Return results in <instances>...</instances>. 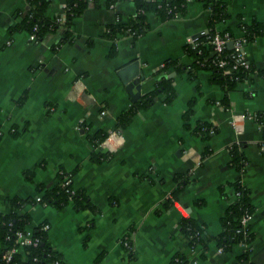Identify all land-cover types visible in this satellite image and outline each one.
I'll use <instances>...</instances> for the list:
<instances>
[{"label": "crops", "instance_id": "crops-1", "mask_svg": "<svg viewBox=\"0 0 264 264\" xmlns=\"http://www.w3.org/2000/svg\"><path fill=\"white\" fill-rule=\"evenodd\" d=\"M48 1L46 16H62L64 0ZM25 8V0H0V211L8 210L9 198L39 194L35 184L53 187L59 168H77L72 186L84 189L97 211H76L69 203L22 210L31 215L27 231L49 224L47 240L65 264H172L176 255L186 264H234L245 246L219 251L214 237L234 199L232 183L241 180L254 206L248 221L254 233L249 262L264 264V78L250 75L237 83L228 93L227 109L218 104L223 90L210 81L209 71L200 69L194 80L189 78L193 58L184 46L206 32L209 11L203 3L187 0L185 14L169 21L148 14L150 30L134 41L126 33L118 35L113 55L104 32L135 14L131 0L89 4L73 20L69 40L57 47L62 27L38 42L25 31L9 33ZM227 12L218 29L236 38L241 23H264V0H227ZM244 49L249 62L264 64V37ZM167 59L186 66L182 72L166 70L176 93L173 101L166 104L159 94L125 128L113 129L116 116L133 104L127 83L142 73L141 97L160 81ZM191 100L193 113L185 120ZM198 121L216 130L208 138L196 135L192 127ZM98 131L107 137L95 146L89 136ZM235 142L246 143L242 174L229 166L228 146ZM205 148L212 152L199 164ZM99 152L107 159L93 161L92 154ZM26 170L34 173L33 182L24 178ZM189 172L192 180L163 209L175 188L174 175ZM184 217L204 225L206 248L192 247L181 233ZM125 237L133 243L131 260L122 244Z\"/></svg>", "mask_w": 264, "mask_h": 264}, {"label": "trees", "instance_id": "trees-1", "mask_svg": "<svg viewBox=\"0 0 264 264\" xmlns=\"http://www.w3.org/2000/svg\"><path fill=\"white\" fill-rule=\"evenodd\" d=\"M119 0H107V5L112 6ZM135 6V14L129 18L127 22H118L110 24L106 27L104 36L112 42L110 55L115 53L117 36L120 34H128L132 40L138 39L150 30V25L147 21L148 14H153L160 21H169L185 14L187 0H131ZM203 3L204 8L209 11V19L207 29L203 36L199 37L193 43L184 46L186 54L192 56L193 61L190 65L191 71L188 72L190 79L196 78V72L200 69L210 72V81L217 84L223 90V97L218 104L227 109L229 106V91L233 90L237 83L244 81L255 75L264 78V64L261 67H256L252 62H249V68L241 69L239 72L224 73L217 66L218 58H227L230 61V55L234 52L232 47L227 43L220 57L212 55L213 45L210 40L214 34H228L233 37L228 30L220 31L218 24L229 17L227 12V0H198ZM25 11H19L20 20L8 28L9 33L25 31L28 34H33L36 42L41 41L46 33L52 32L59 27L63 28V38L56 44V47L71 37V25L73 20L80 16L83 10L89 4H96L97 0H64L65 8L62 16L49 18L45 12L49 4L48 0H25ZM240 30L245 38V44L253 42L258 37H264V23L252 20L249 23H241ZM172 67L177 72H182L186 66L177 59H167L159 70L161 75L160 81L155 84V87L143 94L139 99L123 110L116 116L113 129L125 128L134 117L135 113L140 109H146L154 103L155 97L159 94L164 96V103L168 104L175 98V90L172 85V78L166 77V70ZM193 100L189 102V107L183 114V119L187 120L193 113L191 105ZM259 117L262 114H258ZM257 115V119H259ZM188 129L189 126L185 125ZM216 129L206 121H198L192 132L196 135H201L203 138L209 137L210 131ZM16 135L15 132H12ZM107 137V132L98 131L89 136V140L95 146L103 142ZM264 142V133L263 141ZM245 142H235L228 146L229 166L242 174L245 169L246 157L244 154ZM212 151L205 148L201 153L199 164L210 155ZM106 153L92 154L91 159L95 162H100L107 159ZM77 169V168H76ZM75 169V170H76ZM66 172L59 168L57 171V183L51 188H45L42 184H35L37 194L35 197L21 198L18 196L7 200L8 210L0 211V241L2 250L0 251V264H65L63 257L55 251L47 240L48 230L43 228L47 222H42L32 228V231H27L26 228L31 222V215L28 212L22 211L26 205H53L61 208L68 203L72 205L74 210H90L97 211L95 206L90 201L84 189H74L72 186V175L75 172ZM23 176L26 180L33 182L34 173L32 171H23ZM191 172L175 174L173 181L175 188L171 191L168 197L161 204L163 209H169L174 200L183 187L189 183ZM67 182V183H66ZM235 192L224 214L220 217L219 222L221 231L214 237L216 245L221 251H230L233 245L242 244L245 246L244 252L239 255L234 264H251L249 256L251 252L250 244L254 239V233L251 231L249 224H243L242 219L247 215H252L254 206L251 203L250 190L244 185L241 180L232 183ZM222 188H220L221 190ZM39 196V200L36 197ZM221 196L227 197L222 193ZM156 213H159L157 210ZM180 231L188 239L192 247L202 246L206 248L205 227L199 224L192 218H181ZM17 232H29L32 243L22 246L17 242ZM123 247L127 250L128 258H134L133 243L129 238L122 239ZM16 250L11 254L9 260L4 258V254L8 250ZM184 260L182 256L176 255L171 263L179 264L176 260ZM186 260L183 261L186 264Z\"/></svg>", "mask_w": 264, "mask_h": 264}, {"label": "built area", "instance_id": "built-area-1", "mask_svg": "<svg viewBox=\"0 0 264 264\" xmlns=\"http://www.w3.org/2000/svg\"><path fill=\"white\" fill-rule=\"evenodd\" d=\"M28 38L31 42H36V39L33 34H29ZM230 41L232 42V48L234 50L232 55H230L229 57L230 61H228L227 58L224 59L218 58V60H216L217 66L220 67L224 73H230V72L237 73L241 69L249 68V61L246 58L245 49H244L245 38L243 37L242 32L241 35L236 38L229 37L227 33L224 35H221L219 33L214 34V36L210 40V43L213 45L211 54L220 57L225 47V44ZM39 198H40L39 196L36 197L37 200H39ZM250 217L251 215L245 216L242 219V223L247 224ZM43 228L48 230L49 224L48 223L44 224ZM16 235H17V242L19 243L20 246L24 244L32 243L29 232L27 233L17 232ZM15 251L16 250L14 249L6 251L4 254V258L9 260L11 254L14 253ZM219 251H221V249H219ZM176 260L179 262V264H184L183 260H178V259ZM54 264H57V262H55Z\"/></svg>", "mask_w": 264, "mask_h": 264}, {"label": "water", "instance_id": "water-1", "mask_svg": "<svg viewBox=\"0 0 264 264\" xmlns=\"http://www.w3.org/2000/svg\"><path fill=\"white\" fill-rule=\"evenodd\" d=\"M227 45L229 47H232V42H227ZM136 65V64H133ZM126 70H122V72H125ZM143 75L142 73H139L138 75H134L133 78L127 83L125 86L126 90L130 94V100L131 102L135 103L139 97H140V83L143 80Z\"/></svg>", "mask_w": 264, "mask_h": 264}, {"label": "rangeland", "instance_id": "rangeland-1", "mask_svg": "<svg viewBox=\"0 0 264 264\" xmlns=\"http://www.w3.org/2000/svg\"><path fill=\"white\" fill-rule=\"evenodd\" d=\"M37 205V204H36Z\"/></svg>", "mask_w": 264, "mask_h": 264}]
</instances>
